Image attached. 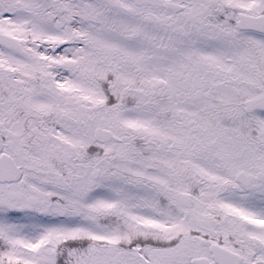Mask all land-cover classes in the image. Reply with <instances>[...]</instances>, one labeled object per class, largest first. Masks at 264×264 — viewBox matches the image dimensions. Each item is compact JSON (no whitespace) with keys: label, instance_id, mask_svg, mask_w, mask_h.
Listing matches in <instances>:
<instances>
[{"label":"snow or ice","instance_id":"1","mask_svg":"<svg viewBox=\"0 0 264 264\" xmlns=\"http://www.w3.org/2000/svg\"><path fill=\"white\" fill-rule=\"evenodd\" d=\"M0 264H264V0H0Z\"/></svg>","mask_w":264,"mask_h":264}]
</instances>
